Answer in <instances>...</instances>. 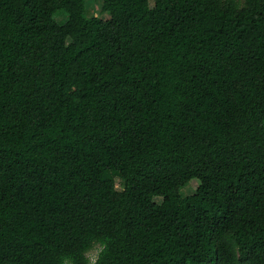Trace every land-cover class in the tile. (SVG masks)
<instances>
[{
    "label": "trees",
    "instance_id": "obj_1",
    "mask_svg": "<svg viewBox=\"0 0 264 264\" xmlns=\"http://www.w3.org/2000/svg\"><path fill=\"white\" fill-rule=\"evenodd\" d=\"M100 1L0 0V264H264V0Z\"/></svg>",
    "mask_w": 264,
    "mask_h": 264
},
{
    "label": "rangeland",
    "instance_id": "obj_2",
    "mask_svg": "<svg viewBox=\"0 0 264 264\" xmlns=\"http://www.w3.org/2000/svg\"><path fill=\"white\" fill-rule=\"evenodd\" d=\"M85 1V7H86V16L87 17H99L102 20H109L111 18V15L108 12H104L103 10V3L100 0H84ZM151 7L154 6L155 2L154 0H150ZM56 19L58 21H61L65 19L63 15H57ZM199 186V181L194 180L189 185H187L183 190H182V195L183 196H190L195 193L196 189ZM117 187L118 189H121V182L119 179H117ZM155 201L157 203H161L162 199L161 198H156ZM101 248L97 246L93 251H91L88 256L93 263L100 252Z\"/></svg>",
    "mask_w": 264,
    "mask_h": 264
}]
</instances>
